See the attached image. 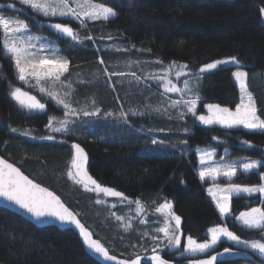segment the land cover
Masks as SVG:
<instances>
[{
	"label": "trees",
	"instance_id": "1",
	"mask_svg": "<svg viewBox=\"0 0 264 264\" xmlns=\"http://www.w3.org/2000/svg\"><path fill=\"white\" fill-rule=\"evenodd\" d=\"M106 2L115 7L118 15L108 23L90 22L88 29L80 31L82 35L91 32L94 37L111 36L112 40H85L84 45L87 46H84L67 44L65 38H54L61 55L70 61L69 71L63 80L72 86L70 102L73 107L88 105L94 100L101 109L99 116L106 112L114 115L91 119L82 115L70 125L69 135L50 133L45 113L28 114L11 98V88L19 86V83L15 80L10 59L0 55V156L35 182L55 192L109 254L128 260L152 254L153 245L147 241L131 242L115 236V226L110 218L104 216L108 212L107 207L96 204V193L85 191L82 184L69 178L73 155L71 144H80L88 156V172L101 186L110 187L123 193L128 200H139L146 206L165 199L172 202V211L181 217L182 246L179 250L164 248L160 254L169 264H188L194 257H174L183 250L184 238L191 235L202 242L208 228L225 224L206 193L207 183L201 181L196 173L194 149L204 146L216 148L219 152L229 149L231 156L242 155L264 162V135L244 129L199 126L193 118H189L191 122L186 121L193 131L181 134L179 123L168 116L132 115L129 109L134 106L136 109L140 104H152L157 96L147 89L139 96L137 86L126 81L123 87L117 84V90L113 91L106 83L107 78L101 74L99 59L121 69L127 61H140L143 67L147 64L157 67L160 65L152 62L160 59L165 65L177 61L196 70L204 63L235 55L246 65L248 90L253 95L257 114L264 119V24L259 14L264 0ZM10 3L15 4L17 12H30L17 0H0V12L14 14L6 7ZM71 26L79 29L75 22ZM32 28L36 32H50L47 27L38 29L33 25ZM108 46L129 51H108ZM97 47L101 49L99 53ZM234 69L232 65H221L213 74H206L198 85L205 102L228 108L238 104L237 87L231 78ZM131 96L136 101L126 104V98ZM41 99L45 100V96ZM45 103L49 113L57 117L63 115V108L56 106L54 101L46 100ZM120 104H123L125 112H129L127 123L119 118ZM153 123L156 124L155 131L145 128L146 124ZM11 128L17 131L12 132ZM161 128L166 131H158ZM25 130L30 132L29 136L21 135ZM48 134L55 135L56 140L39 138ZM213 136L217 139L213 140ZM152 138L163 139L164 144L153 145ZM182 140L188 143L182 144ZM241 140H247L254 147L242 145ZM233 179L242 185L260 182L255 174L248 177L240 174ZM259 200L258 195L233 197L232 212L238 215L250 207H264ZM227 224L229 230L241 238L259 239L253 231L241 229L230 219ZM226 247H231L235 256L218 260L215 264H261L255 254L224 241L207 254L216 255ZM157 250L160 251L159 248ZM0 264L102 262L88 251L72 229L37 227L0 207Z\"/></svg>",
	"mask_w": 264,
	"mask_h": 264
},
{
	"label": "snow or ice",
	"instance_id": "2",
	"mask_svg": "<svg viewBox=\"0 0 264 264\" xmlns=\"http://www.w3.org/2000/svg\"><path fill=\"white\" fill-rule=\"evenodd\" d=\"M19 4L24 6L26 11L17 12L14 3L8 4L7 9L13 10L14 14H0V55L10 59L14 65L16 78L28 85L29 87L37 88L41 94L51 97L56 102L58 107L63 108V117H57L49 113L45 104L38 100L29 92L23 91L20 87H12L10 96L19 107L29 113L40 112L48 116L46 127L50 133H62L67 136L70 133V125L79 120L81 115L85 117H96L100 114L101 109L95 107V101H92L93 110L89 111L87 106L80 109L72 107L71 86L65 85L61 77L69 71L70 61L67 57L59 54L60 49L56 46L55 41H49L47 36H38L32 32L33 25L38 29L47 27L56 36L57 39L65 38V43L71 45H84V41L112 40L108 37H94L91 32L82 35V29H88L90 22L108 23L112 18L118 15L115 7L106 2V0H19ZM130 7H134L131 6ZM259 14L264 17V6L259 8ZM38 17L45 18L38 20ZM31 21V23H29ZM75 22L79 25V29L71 26ZM87 46V45H84ZM135 48V45L132 46ZM99 53L101 49L97 47ZM108 51L127 52L129 49L113 48L108 46ZM127 71L107 64L102 58L99 59V64L102 67V75L107 78L106 83L113 91H116L117 84H124L123 78L129 77L127 80L129 85L135 84L137 90L143 92L139 86L144 85L149 88L148 81H152L157 85L160 96V106L156 111H162L169 119H173L172 110H175V118L184 120L187 114H191L202 125H219L224 129H244L251 133H260L264 135V119L257 114L256 104L252 93L248 90L247 80L249 72L245 71L246 65L237 56L233 55L224 59H218L212 62L204 63L198 69L193 70L186 63L171 61L167 65L160 59H156L152 63L160 65V67L151 72H144L143 76L138 75L132 70L133 66L141 67L140 61H127ZM221 65H232L235 70L232 71V76L235 78L236 84L240 89V102L236 105L235 110H230L228 107H220L217 104H206L209 115L197 114V103L200 99L198 87L194 89L191 85L195 83L197 86L206 78V74H213L219 70ZM174 76L176 81H181L183 87H178L173 82L171 77ZM114 77L119 79H113ZM31 81H35L33 84ZM48 85V87L45 86ZM60 84L69 91L64 93L68 99L61 98L58 92L51 90L55 85ZM178 98H173L169 96ZM167 102V103H165ZM132 115H143L129 109ZM129 112L123 109L119 112V118L127 123ZM105 118L114 115L112 112L104 113ZM75 118V119H73ZM16 132V128L10 129ZM160 132L166 130L158 129ZM167 131H171L168 129ZM187 133V127L184 128ZM21 135L29 136L30 132L25 130ZM36 137H33L35 139ZM41 140L53 141L56 136L52 134L39 137ZM213 140L217 137L213 136ZM64 143L65 141H60ZM153 145H163V139L152 138ZM182 144H187V140H182ZM240 143L247 147H254L247 140H241ZM73 151L71 170L68 172L69 178L75 179L77 184H82L85 191L95 192L97 195L96 204H104L105 200L100 199V194L104 197H117L121 203L126 202L129 206L136 204V216L139 217L145 210L141 207L139 200L130 201L123 193L116 191L110 187L101 186L91 176L88 175L85 165L88 157L84 149L77 143L71 145ZM227 151V149H225ZM199 155L200 169L198 175L201 181L206 177H210L215 185L214 188H209L208 192L212 196L219 210L220 218L225 221L224 225H218L208 229L209 238L203 242H198L191 235L186 237V243L183 244V250L179 253L180 256H196L197 254L208 253L213 249L221 238H226L235 245H241L244 250H251L253 254L258 256L261 264H264V207H250L247 211H242L238 215L232 212V198L239 197L241 194L253 196L256 193L260 194L259 203L264 205V168H262L261 160L251 158H243L241 161H229L219 163L213 161L214 150H197ZM225 158L220 157L223 161ZM74 170V171H73ZM238 174H243L248 177L249 174L259 176L260 183L251 186H244L241 183L234 181V177ZM218 177L226 178V185L220 187L216 183ZM78 178V179H76ZM183 183V181H181ZM0 199L6 202L5 210L8 206H14L18 211L28 214L33 220L39 223H50L58 221L60 225H74L79 230L80 236L83 238L84 244L94 254L103 257L104 261H115V264H140L141 258L136 256L132 260H117L115 256L109 252L98 241L92 239L91 234L85 230L80 221L76 219L73 213L69 212L61 201L53 195L52 192L33 183L31 179L25 176L17 167L0 159ZM116 207L115 204L110 205L109 209ZM155 211L161 213L163 219L157 220L155 223L161 224L154 231L160 235H153L151 239L159 241L155 247H152V254L146 259L151 261V264H169V261L162 258L160 252L167 249L181 248V217L172 211V202L165 199L164 203L160 204ZM110 215L121 223L125 231L131 229V219L129 223L124 224V217L110 211ZM232 220L241 229L253 231L259 236V239L241 238L234 231L229 230L228 220ZM139 223H146L145 219L141 218ZM145 236L149 235L147 232ZM166 241V244L164 243ZM160 249L158 251L157 249ZM225 253L232 254L231 247L224 248L223 252H217L216 255H208L207 259L189 260L188 264H215L218 256H223ZM247 255V251L244 252Z\"/></svg>",
	"mask_w": 264,
	"mask_h": 264
},
{
	"label": "rangeland",
	"instance_id": "3",
	"mask_svg": "<svg viewBox=\"0 0 264 264\" xmlns=\"http://www.w3.org/2000/svg\"><path fill=\"white\" fill-rule=\"evenodd\" d=\"M17 1H19V0H17ZM0 14H4V15H10V14H5V13H3V12H0ZM49 31L50 32H47L46 30H44V31H41V32H36L33 28H32V32L35 34V35H38V36H47L48 38H49V41H55V44H56V46L58 47V44L56 43V39L54 38V34L51 32V30L49 29ZM59 54L61 55V53L59 52ZM63 56V55H62ZM142 63V62H141ZM225 66V65H224ZM227 66H230V65H227ZM160 66H157V67H153L152 65H146L145 67H143L142 66V68L141 67H137V66H133V69L132 70H134V71H136L137 72V74L138 75H141V76H143V74H144V72H151V71H155V70H157L158 68H159ZM12 68H13V73H14V77H15V80L19 83V86H13V87H20L23 91H26V92H29L31 95H34L38 100H40L41 99V97L43 96H45V100L43 99H41L40 101L41 102H43L44 104H45V108H46V103H45V101L46 100H51V101H54V100H52L51 99V97H49V96H46V95H43V94H41L40 93V91L37 89V88H34V87H29L28 85H26V84H24V83H22V82H20L17 78H16V74H15V69H14V65L12 64ZM123 69L124 70H128L127 69V67H126V65L123 67ZM235 70V69H234ZM233 70V71H234ZM231 78H232V80H233V82L235 83V85H236V87H237V91H238V98H239V101H238V103L240 102V89H239V86L236 84V81H235V78L232 76V72H231ZM126 82H127V80H129V79H131V78H123ZM171 79L173 80V82L174 83H176L177 84V86L178 87H183V84H182V80L181 81H176L175 80V77L174 76H172L171 77ZM61 80L62 81H64L63 80V77H61ZM33 84L35 83V81H31ZM64 83H65V85H68L69 83L68 82H66V81H64ZM148 83V85L150 86V90H149V88H145L144 87V85H140L141 86V88L143 89V91H145V89H147L148 91H149V93H152L153 95H155V96H157L154 100V103H152V104H150V103H147V104H140L139 106H138V108H136L135 109V106L131 109L132 111H134V112H136V113H143V115H139V116H158V117H161L162 115L163 116H167V115H165L162 111H156V109L160 106V104H159V101H160V96L158 95V94H154V93H158V91H161L162 89H158L157 88V85L156 84H154L152 81H148L147 82ZM121 85V84H120ZM135 85V84H134ZM45 86L46 87H48V85L47 84H45ZM70 86H71V84H70ZM194 89H196L198 86L195 84V83H193L192 85H191ZM121 87H123L122 85H121ZM12 89V88H11ZM51 90H54V91H56V92H58V94L61 96V98H64V99H68V97H65L64 96V93L66 92V91H69V88H67V87H65V86H63V85H60V84H57V85H55ZM152 90V91H151ZM71 91H72V86H71ZM147 91V92H148ZM155 91V92H154ZM148 93V94H149ZM138 94H139V96H141L142 94H141V91H138ZM198 94H199V97H200V99H199V101H198V103H197V106H196V108H197V114L198 115H205V116H207V115H209V113H208V110H207V108L205 107V105L206 104H217V103H212V102H205L204 101V96L201 94V92L199 91V88H198ZM149 95H151V94H149ZM169 96H171V97H173V98H178V97H175V96H173V94H169ZM126 104H129L132 100H135L136 101V98H134L133 96H131V97H127L126 98ZM15 101V100H14ZM92 101L93 100H91L90 102H89V104L88 105H85V104H82L81 106H77V107H74V108H77V109H80V108H82V107H84V106H87V109L89 110V111H91V110H93V105H92ZM16 102V101H15ZM55 102V101H54ZM147 102V101H146ZM56 103V102H55ZM165 103H167V102H165ZM138 104H139V102H138ZM217 105H219V104H217ZM57 106V105H56ZM220 107H225V106H221V105H219ZM72 107H73V105H72ZM95 107H97L96 106V104H95ZM236 107V106H235ZM235 107L234 108H229L230 110H235ZM99 108V107H98ZM125 109L124 107H123V104H120V109ZM127 110V109H126ZM25 112L26 113H28V114H35V113H40V112H34V113H29V112H27L26 110H25ZM100 115V114H99ZM98 115V116H99ZM172 115H173V120L174 121H177V123H179L178 124V127H179V130H180V133L181 134H189V133H191L192 131H193V128L191 127V125H188V124H186V121H190L191 122V120L189 119V118H193L194 119V123L196 124V125H199V126H209V125H202V124H200V122L198 121V120H196L195 119V117H193L190 113L189 114H187L186 116H185V119L184 120H178V119H176L175 118V110H172ZM82 116V115H81ZM138 116V115H137ZM63 117V115L61 116V118ZM85 117V116H84ZM103 117H105V115H104V113L101 115V116H99V118H103ZM88 118H93V117H88ZM74 119V118H73ZM175 125H177L176 124V122H175ZM210 126H219V125H210ZM143 127H144V125H143ZM185 127H187V129H188V132L187 133H185L184 132V128ZM145 128L146 129H148V130H156V124L155 123H153V124H151V125H148V124H146L145 125ZM198 149H200V150H214V155H213V157H212V159H213V161H215V162H219V163H225V162H229V161H241L243 158H245L246 156H242V155H240V156H231L230 155V150L229 149H227V151H225V149L224 150H222L221 152H219L216 148H212V147H206V146H204V147H197V148H195L194 149V153H195V156H196V173H197V175H198V171H199V169H200V164H199V155H198V152H197V150ZM221 156H223L225 159L223 160V161H221L220 160V157ZM247 158H250V157H247ZM251 159H255V160H260V159H256V158H251ZM238 175H240V174H238ZM198 177H199V175H198ZM235 178V177H234ZM258 178H259V176H258ZM203 182H206L207 183V186H206V193L208 194V196L210 197V199H211V201L214 203V205H215V207H216V204H215V202L213 201V198H212V196L209 194V192H208V189L209 188H214L215 187V185H214V183H213V181H212V179L210 178V177H206L205 178V180L203 181ZM216 183H218L219 185H220V187L222 188V187H224L225 185H226V183H227V181H226V178H224V177H218L217 178V181H216ZM260 183V182H259ZM244 186H251V185H244ZM256 195H258L259 196V198H260V194L259 193H256V194H254L253 196H256ZM240 196H247V195H244V194H241ZM100 197L102 198V200H105V203L104 204H102L103 206H106L107 207V209L106 210H108V212L104 215L106 218H110V221L113 223V225L115 226V231H114V235L115 236H117L118 238H122V239H125V240H128V241H131V240H133V241H135V240H140V239H142V240H144V241H147V242H149V243H151L152 245H153V247H155L156 246V244L157 243H159V241H153L152 239H151V236H153V235H160V236H162L163 234H157L155 231H154V229L156 228V227H159V226H161V224H159V223H155V221H157V220H162L163 219V217H162V214L161 213H157L156 211H155V209L160 205V204H162V203H164V201H160V202H158V203H153V204H150V206H146V205H143L142 203H141V207L145 210L144 212H142L141 213V215L139 216V217H137L136 216V212H135V209H136V204H132L131 206H129L126 202H124V203H121L120 202V200H119V198H117V197H104L103 196V194H100ZM234 197H236V196H234ZM130 201H133V200H130ZM135 201V200H134ZM113 204H115L116 205V207H114V208H111V209H109V206L110 205H113ZM255 207H259V206H255ZM217 209V208H216ZM110 211L111 212H115L117 215H119V216H123L125 219H124V224L126 225V224H128L129 223V217H132V219H131V225H132V227H131V229H129V230H127V231H125V228L123 227V226H121V223L119 222V221H116L111 215H110ZM217 211H218V213H219V210L217 209ZM244 211H247V210H244ZM219 215H220V213H219ZM141 218H143V219H145V221H146V223H144V224H141V223H139V220L141 219ZM218 226V225H217ZM213 227H216V226H213ZM211 228V227H210ZM209 229V228H208ZM208 229L206 230V232H205V236H206V239H208L209 238V236H208ZM145 232H147L149 235H147V236H145L144 235V233ZM205 239V240H206ZM243 239V238H242ZM227 242V243H229V244H231V245H233V246H235V247H238V248H241V249H243V247L241 246V245H235V244H233L232 242H230V241H228L226 238H221V240L217 243V245L213 248V249H210L209 250V252L208 253H210L211 251H213L217 246H218V244L219 243H221V242ZM99 242V241H98ZM132 242V241H131ZM203 242V241H202ZM100 243V242H99ZM164 243H166V241L164 242ZM184 243H186V237L184 238ZM101 244V243H100ZM102 245V244H101ZM248 251H250L251 252V250H248ZM252 253V252H251ZM206 254V255H205ZM208 254L207 253H203V254H197L196 256H180V254L179 253H177V254H175L174 255V257H176V258H179V257H194L193 258V260L194 259H207L208 258V256H207ZM235 255L232 253V254H228V253H225L223 256H218L217 257V261L218 260H221V259H225V258H232V257H234ZM258 257V256H257Z\"/></svg>",
	"mask_w": 264,
	"mask_h": 264
},
{
	"label": "water",
	"instance_id": "4",
	"mask_svg": "<svg viewBox=\"0 0 264 264\" xmlns=\"http://www.w3.org/2000/svg\"><path fill=\"white\" fill-rule=\"evenodd\" d=\"M261 21H262V23L264 24V17H261ZM73 143H76V142H72V144ZM71 144V145H72ZM78 144V143H77ZM80 145V144H79ZM81 146V145H80ZM82 147V146H81ZM73 149H72V153H73ZM85 151V150H84ZM86 153V152H85ZM73 156V155H72ZM88 157V156H87ZM0 159H4L3 157H1L0 156ZM4 160H6V159H4ZM7 161V160H6ZM7 162H9V161H7ZM9 163H11V162H9ZM12 164V163H11ZM13 166L14 167H17L16 165H14L13 164ZM18 168V167H17ZM85 168H86V171H87V173H88V175L89 176H91L90 175V173L88 172V161H87V164L85 165ZM19 169V168H18ZM20 170V169H19ZM21 171V170H20ZM74 171V170H73ZM22 172V171H21ZM23 173V172H22ZM24 174V173H23ZM25 176H27L26 174H24ZM28 177V176H27ZM92 177V176H91ZM29 178V177H28ZM93 178V177H92ZM29 179H31V178H29ZM76 179H78V178H76ZM94 179V178H93ZM32 180V179H31ZM95 180V179H94ZM33 181V183H36V184H38L40 187H42V188H45V189H47L48 191H50V192H52L53 193V195L54 196H56L60 201H61V203L64 205V207L65 208H67L68 210H69V212H71V213H73V215L76 217V219L77 220H79V218L77 217V215L70 209V208H68L65 204H64V202L61 200V198L55 193V192H53L52 190H50L49 188H47V187H45V186H43V185H41V184H39V183H37V182H35L34 180H32ZM0 207H2V208H6V202L3 200V199H0ZM8 210L9 211H11V212H13V213H16V214H18V215H20L22 218H24V219H26L27 221H29V222H31L33 225H35V226H37V227H43V226H55V227H58V228H60V229H72L76 234H77V236H78V238L83 242V238L80 236V233H79V230L78 229H76L75 228V226L74 225H60V223L58 222V221H52V222H50V223H39V222H36L35 220H33L28 214H26V213H24V212H22V211H18L17 209H15V207L14 206H8ZM80 221V220H79ZM80 223H81V225L85 228V230L86 231H88L89 233H90V231L84 226V224L80 221ZM91 234V233H90ZM92 236V235H91ZM92 239H93V237H92ZM84 243V242H83ZM85 245V244H84ZM85 247L87 248V246L85 245ZM88 249V248H87ZM88 251L93 255V256H95L96 258H98L101 262H102V264H115V261H104V259H103V257H100V256H98V254H94V253H92L89 249H88ZM110 255H112V254H110ZM151 255V254H150ZM150 255H141V256H139L140 258H141V260H140V264H142V263H146V262H148V263H151V261H149L148 259H146V257H148V256H150ZM113 256H115V255H113ZM116 257V259L117 260H128V259H123V258H119V257H117V256H115ZM133 259H135V258H133ZM130 260H132V259H130Z\"/></svg>",
	"mask_w": 264,
	"mask_h": 264
}]
</instances>
